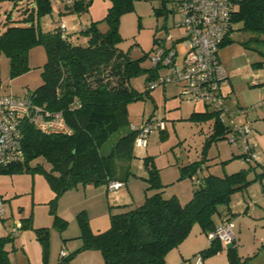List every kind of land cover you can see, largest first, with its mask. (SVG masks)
<instances>
[{"label": "trees", "instance_id": "1", "mask_svg": "<svg viewBox=\"0 0 264 264\" xmlns=\"http://www.w3.org/2000/svg\"><path fill=\"white\" fill-rule=\"evenodd\" d=\"M107 1L109 7L101 20L109 25L106 32L98 29L101 21H91L75 36L67 29L60 31L61 21L53 31L42 30L40 20L51 15L53 3H63L64 13L82 15L88 10V0H75L71 5H67L65 0H26L20 12L28 25H6L0 31V53L8 58L12 77L30 71V51L38 45L44 47L46 62L41 71L42 83L32 93L25 94L36 106L62 112L72 131L71 135H47L27 123L23 124V160L1 169L0 173L40 171L55 198L79 186L108 188L115 182L123 185L131 175L136 130L140 125L129 122L128 104L142 96L131 87L130 80L141 71V67L139 60H132L118 45L121 41L120 17L132 11L135 0ZM29 2L34 6L29 7ZM62 13L60 10L59 14ZM237 31L264 34V0H233L230 28L218 52L224 45L234 42L232 35ZM79 36L84 42L78 41ZM249 40L241 44L248 48L251 41L264 42L258 36ZM254 66H259V63ZM153 70L148 82L156 77L157 70ZM189 120L197 123L213 120L207 144L227 139L230 132L211 111H193ZM155 121L159 120H149L141 125ZM116 135V140L106 151L109 141ZM39 159L49 165L48 170ZM202 162H194L183 170L189 176L193 173L199 175ZM144 163L149 175L145 179L147 186L142 202L134 207L123 205L124 211L111 213L109 226L102 231H92L88 221L79 214L78 239L81 246L78 251H99L102 264H165L166 253L177 247L195 225L204 232L214 227L215 215L228 218L226 210L231 195L245 190L251 182L247 179L251 167L222 176H199L197 182L194 181L197 189L188 201L182 203L175 196H162L159 170L152 157L147 156ZM262 175L264 172L260 177ZM221 207L225 211H220ZM54 218L59 228L65 227L66 221L58 216ZM20 226L21 229L26 224L20 223ZM5 233L6 237L0 238V264H11L3 244L18 233ZM48 235V231L43 230L38 238L44 247V264ZM218 244L214 241L199 253L203 260L218 252ZM61 253L56 264H70L72 254Z\"/></svg>", "mask_w": 264, "mask_h": 264}, {"label": "rangeland", "instance_id": "2", "mask_svg": "<svg viewBox=\"0 0 264 264\" xmlns=\"http://www.w3.org/2000/svg\"><path fill=\"white\" fill-rule=\"evenodd\" d=\"M88 1H90L88 10L82 15V19L89 22L101 21L106 16L109 2L107 0ZM13 3V0H0V31L6 25H28L20 13V5L18 9L12 8ZM60 10L63 11L62 15L59 14ZM71 18L72 15L64 13L63 3L56 2L53 3L51 15L40 20V26L44 32H48L49 29L43 27L44 22H48L54 28L60 21L69 24ZM178 22L179 14L176 6L171 2L162 3L159 0H135L132 11L120 17L121 41L118 47L127 52L132 60H139L141 67V71L130 80L131 87L142 97L128 104L129 122L138 126L154 119L163 121L165 127L163 130L151 131L145 147L135 145L131 175L124 184L126 195L122 197L120 203H114L113 199H108V204H128V206L134 204L131 207L140 204L133 200V196L144 194L143 189L147 186L145 179L149 175L144 160L150 156L159 170L162 196L164 198L175 196L182 203L188 201L197 189L194 179L199 176L208 174L222 176L227 174V171L234 173L251 167L247 173L250 184L245 190L235 192L232 197L240 196L247 204L255 203L254 206L264 215V175L260 177V174L264 172V166L244 162L240 157L238 145L229 143L227 139L207 144L213 130V120L197 123L190 121L189 117L193 111L209 110L200 103L182 98L180 86L166 84L154 90H147L148 80L152 71L154 72L150 62L152 50L158 46L159 40L167 36L180 40L184 30L175 26ZM98 29L106 32L109 25L103 20L98 24ZM70 34L75 36L78 33ZM255 36L264 41V34L237 31L232 36L234 42L224 45L219 53L225 70L230 65L236 76L232 79L234 93L231 94V101L227 104L232 112L239 110L246 112L252 130L251 140L260 150H264V106L256 107L264 100V86H255L252 83L257 80L255 73L264 71V42L251 41L248 43V48L241 44ZM179 40L176 44L178 62L184 55L183 44ZM78 41L84 42L83 37L79 36ZM45 62V49L42 45H38L29 54L31 70L12 77L9 71V60L5 54L0 53V94L21 97L25 93H32L42 83L41 71ZM257 63L259 66H254ZM223 91L225 92V88ZM233 101L236 103L235 106L232 104ZM236 121L242 123L243 117L236 116ZM116 138L117 135L111 138L106 151ZM261 153L264 159V151ZM199 161H203L199 175L193 173L189 176L183 170ZM39 162H43L45 168L49 169V165L42 159H39ZM228 162L232 164L226 169ZM80 189L83 190V187ZM76 190L71 189L55 198L40 171L0 173V197L4 207L0 220V238L6 237L4 228L12 226L14 221H20L21 225L26 224L16 236L4 241L3 248L11 264H44V247L38 239L43 230L49 233L45 264H56L60 250L67 255L72 254L70 264H102L103 259L99 251H78L81 246V240L78 239L80 234L78 215L84 217L89 226L98 224V216L94 213L92 206L88 208L86 201L84 202V195L75 194ZM81 190L80 194L83 193ZM111 209L112 206L106 205L104 220L108 222ZM55 216L66 221L65 227L59 228L58 224L54 223ZM99 218L103 217L99 216ZM259 232L261 228L256 229L254 226L242 232L238 244L241 254L250 253L253 248H257L254 247L256 244L254 238Z\"/></svg>", "mask_w": 264, "mask_h": 264}, {"label": "built area", "instance_id": "3", "mask_svg": "<svg viewBox=\"0 0 264 264\" xmlns=\"http://www.w3.org/2000/svg\"><path fill=\"white\" fill-rule=\"evenodd\" d=\"M52 2L57 0H51ZM75 0H65L71 5ZM162 3H173L179 14L175 25L184 30L179 39L171 36L158 41L152 50L150 62L152 69L157 70L156 77L149 81L147 87L154 90L166 84L180 86V96L187 101L200 103L217 115L218 120L230 129L227 141L237 144L241 158L246 163H257L259 153L251 140V126L246 112H232L227 103L231 98L223 91L228 84V74L218 58L220 43L230 28L233 0H159ZM60 31L66 29L65 23L59 24ZM182 41L184 55L178 62L176 44ZM161 70L163 72H161ZM232 104L235 106V102ZM264 106V100L256 107ZM241 115L243 122L238 123L236 116ZM29 124L43 134L71 135L62 112H53L33 104L27 94L16 97L0 94V170L15 165L23 160L22 133L23 124ZM163 121H155L137 128L135 145L145 147L148 134L163 130ZM135 129V127H132ZM198 172V171H197ZM197 182L196 179H194ZM120 183H110L109 190H117ZM4 213L0 197V220ZM20 222H14L5 231L16 235ZM208 244L217 241L222 245L235 243L233 224L229 218H222L217 229L207 235ZM65 255V252L61 253ZM192 264H203L201 254L193 257Z\"/></svg>", "mask_w": 264, "mask_h": 264}, {"label": "crops", "instance_id": "4", "mask_svg": "<svg viewBox=\"0 0 264 264\" xmlns=\"http://www.w3.org/2000/svg\"><path fill=\"white\" fill-rule=\"evenodd\" d=\"M16 1L17 3L16 4L13 3L12 8L18 9L19 5H20V8H22L26 4V0H16ZM28 6L29 7L34 6V3L29 2ZM70 15H72V18L70 19L69 24L63 21V23H65L66 25V29L68 33H71V32L78 33L80 32L83 26L88 25L90 23L88 20L86 21L82 19V15L84 14L82 15L70 14ZM56 26H54V28ZM43 27L45 29H49L48 31L54 30V28H52L48 24V22H44ZM219 52H218V58L221 62ZM226 72L228 74V84L224 88H225V93H227L228 96L231 97V94L234 93L233 91L234 85L232 83V79H234L236 76L234 75V70L232 72L230 65L228 68H226ZM255 74H256L257 80L252 81V83L255 86H264V71L258 72ZM255 147H256L255 150L259 153L258 161L256 164L264 166L262 165V160L264 159H262V153H261V151H264V150H260L257 147V144H255ZM231 164L232 163H229V162L226 163L225 168L228 169L229 166H231ZM229 173H232V172L227 171V174ZM141 185L143 186L144 184H141ZM80 188L82 187L79 186L78 188H76L77 190L75 194L84 195L85 197L84 202L86 201L88 208L92 206L94 213L98 216L97 217L98 224H96V226H90L92 231L94 232L105 230L108 227L109 222L104 220V214L106 212V205L112 206L110 213L112 212L119 213L126 209V208L125 209L121 208L125 204H121V205L120 204L118 205L108 204L109 203L108 199L109 200L113 199L114 203H120V201L122 200V197L126 195V193L124 192L126 185L124 184L117 190H109L105 186H93V185L84 186L83 190H81ZM80 190L83 193L80 194L79 193ZM232 196L233 194L231 195V197ZM143 197H144V194H141L137 197L133 196V200L136 201V203H141L143 200ZM246 204L247 203L245 202V200L242 199L240 196L236 198L232 197V199H230L229 207L226 210V213H227L228 218L233 224V230L235 233V243L231 247L218 244V247H219L218 252L204 257L203 264H264V218H262V216L264 215H262V212L254 206L255 203H248L247 205ZM129 205L132 206L134 204H129ZM244 205H246L245 209H244ZM117 207H120V208H117ZM85 209L86 211H88L87 208ZM220 211L222 212L225 211V208L221 207ZM99 216H102L103 218L101 219L99 218ZM222 217L223 216L221 214L215 215L214 227L204 232L201 230L200 227L195 225L191 233L177 247L169 250L166 253L164 257L165 264H192L193 257L196 254H199L202 251L206 250V248L209 246L207 235L209 232L218 228ZM252 226H254L256 229L261 228V232H259V234H257L256 237L254 238V243H256L254 247H257V248H253V251L250 253L241 254L238 244L241 239L242 232H246ZM257 244L259 245L257 246Z\"/></svg>", "mask_w": 264, "mask_h": 264}, {"label": "water", "instance_id": "5", "mask_svg": "<svg viewBox=\"0 0 264 264\" xmlns=\"http://www.w3.org/2000/svg\"><path fill=\"white\" fill-rule=\"evenodd\" d=\"M232 245H229L228 247H231Z\"/></svg>", "mask_w": 264, "mask_h": 264}]
</instances>
